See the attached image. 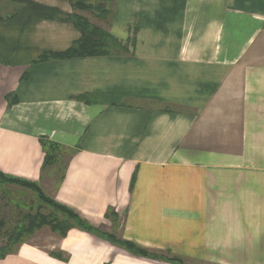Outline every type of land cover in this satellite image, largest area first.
Instances as JSON below:
<instances>
[{"label":"crops","instance_id":"obj_1","mask_svg":"<svg viewBox=\"0 0 264 264\" xmlns=\"http://www.w3.org/2000/svg\"><path fill=\"white\" fill-rule=\"evenodd\" d=\"M73 14L122 49L40 62L81 39ZM0 58L1 173L182 262L264 264V0H0ZM40 231L0 264H172Z\"/></svg>","mask_w":264,"mask_h":264},{"label":"trees","instance_id":"obj_2","mask_svg":"<svg viewBox=\"0 0 264 264\" xmlns=\"http://www.w3.org/2000/svg\"><path fill=\"white\" fill-rule=\"evenodd\" d=\"M73 7L75 10L85 11L100 9L97 6L84 3H74ZM61 20L72 23L81 32V39L75 42L71 48L65 52L44 54L39 60L40 62L106 56L111 55L119 48L122 49L121 44L108 31L92 25L84 17L73 14ZM44 145L47 151L44 165L47 166L55 159V146L46 142ZM1 184L17 185L32 190L37 195L39 203L45 207L51 208L52 212L45 215L41 212L42 206H40L34 213L24 216L22 224L10 231H6L9 235V240L13 243H10L11 245L6 248L0 249V259L5 258L16 250L12 249L11 246L16 244L20 245L24 242L23 239L25 237L32 236L35 231L41 230L43 227L47 226L53 233H57L62 237L66 236L71 229L77 228L81 231L101 236L134 256L153 260H164L172 264L182 263L177 257L166 258L162 254L153 253L133 242L121 239L115 233H108L94 227L74 210L46 196L34 182L6 176L0 172V185ZM106 217L109 219H117V215L114 211H108ZM3 223L4 220H1L0 228Z\"/></svg>","mask_w":264,"mask_h":264},{"label":"rangeland","instance_id":"obj_3","mask_svg":"<svg viewBox=\"0 0 264 264\" xmlns=\"http://www.w3.org/2000/svg\"><path fill=\"white\" fill-rule=\"evenodd\" d=\"M17 187H20V186H17ZM20 188H23V187H20ZM1 199L4 200V203L3 201H1ZM6 203H8V205H5ZM3 206H8V207H6L4 210ZM40 206H42L41 212L43 214L47 215L52 212L51 208L45 207L44 205L39 203V201L37 200H32V196L30 195H22V192H17L12 187H10V184L0 185V221L4 220V223L0 228V249L6 248L11 245L10 243H13L9 240V235L6 233V231H10L14 229L15 227L19 226L20 224H22L24 216L34 213L35 211L38 210ZM4 211H8V213H5ZM41 230L43 231L38 230L40 231V234H38L34 238V241L36 243H39L41 247L50 248L51 245L49 241H50V231L51 230L47 226L43 227ZM38 231H35L34 234ZM34 234L32 236H34ZM23 240L29 241L30 236L25 237ZM18 246L19 244H16L14 246H11V248L16 249L18 248ZM149 251L156 253V254H162L166 258L173 257V252L171 251L170 252L166 250L160 251V252H157V251L155 252L153 250H149ZM195 257H196L195 261L184 260L185 262H182L181 264H220L218 260H214L211 257L204 259V254H198V255L195 254Z\"/></svg>","mask_w":264,"mask_h":264}]
</instances>
